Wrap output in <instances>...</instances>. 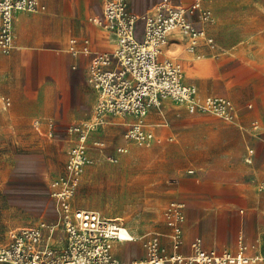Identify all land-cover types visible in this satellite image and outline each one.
Wrapping results in <instances>:
<instances>
[{
	"label": "crops",
	"instance_id": "0c3cea01",
	"mask_svg": "<svg viewBox=\"0 0 264 264\" xmlns=\"http://www.w3.org/2000/svg\"><path fill=\"white\" fill-rule=\"evenodd\" d=\"M162 1L131 0L130 10L138 18L139 14L148 13ZM168 1L185 6L191 0ZM223 1L237 0L204 3L214 13L212 24L204 25L197 13L190 15L193 24L204 27L213 38L212 46L202 40L193 53H188L186 38L173 31L165 54L177 59L184 71V81L196 85L201 95L227 97L238 110L243 109L240 112L245 117L264 120V0L253 1L260 2V9L251 4L245 5L243 10L238 7L225 10L218 3ZM40 2L45 7L43 11L16 15L13 47L8 53L0 51V93L3 99H9L6 108L12 104L11 118L17 121L37 118L38 132L42 131V122H47L49 127L55 123L67 128L92 119L97 93L88 83V67L95 53L114 46L107 30L94 20H87L96 14L101 18L102 0ZM139 27L143 28V22L138 26L136 23L135 33L140 39L142 30L139 31ZM73 38L77 40L75 47L79 50L87 40L89 51L72 52L70 40ZM186 60H205L218 75L209 82L201 79L195 82L186 75ZM187 113L189 115L182 116L180 127L174 131L176 142L165 152V159L178 169L192 167L174 183V198L183 204L181 243L177 249L173 248L172 230L162 223L158 225L156 235L160 245L168 253L176 251L182 255L192 252L191 244L195 240H200L203 249L235 251L241 238L248 245L249 253L264 256V189L255 185L264 166L261 141L243 138L241 126L216 124L198 116L201 114ZM110 117H106L107 121ZM115 117L121 119L120 122L123 117L122 123L126 121V125L133 120L130 116ZM107 121L101 124L102 128ZM260 124L264 133V124ZM146 126L149 129L147 123ZM225 132L233 133V142H227L220 135ZM93 133L94 130L92 136ZM118 146L127 148V144ZM248 146L255 149L250 162L245 161L249 155V151L246 152ZM213 147L224 151L213 155ZM95 152L103 153V150L91 147L93 157ZM117 249L123 250L124 254H117ZM141 253L142 247L134 241L113 244V254L119 256L120 261L138 260Z\"/></svg>",
	"mask_w": 264,
	"mask_h": 264
},
{
	"label": "built area",
	"instance_id": "2783aa9c",
	"mask_svg": "<svg viewBox=\"0 0 264 264\" xmlns=\"http://www.w3.org/2000/svg\"><path fill=\"white\" fill-rule=\"evenodd\" d=\"M207 1L191 0L184 6L163 0L144 16L142 41H138L134 38L138 18L127 11V0H102L101 20L95 23L111 34L114 46L95 53L88 67V83L97 93L94 122H79L66 128L69 146L66 175L54 180L50 190L57 202L58 222L42 220L10 231L8 241L0 243V264H125L113 254L115 242L131 240L123 221L73 203L76 187L85 169L94 161L88 142L93 131L91 125L103 124L109 115L130 116L133 120L128 124L125 138L136 145L149 146L154 135L147 129L145 117L166 100L184 106L192 114L209 113L228 121L238 118V107L231 99L201 95L196 85L184 81V71L177 59L165 54L173 31L186 38L188 53H193L202 40L213 45L206 29L196 27L190 19V15L197 13L204 25L215 22L214 13L204 4ZM44 9L40 0H0V51L8 53L13 47L18 13H37ZM87 42L84 40L79 50L73 38L70 49L74 53H87ZM8 105L9 99H4V108ZM34 124L38 126V122ZM251 129L260 132L262 125L254 120ZM93 146L99 150L104 148L102 141H95ZM116 149L117 154L127 152L125 146ZM252 152L250 149L246 162L251 161ZM164 214L172 230L173 248L177 249L184 217L182 204L171 202ZM58 227L65 247L60 253L54 247L60 243L56 238ZM145 247L147 258L127 264H264V256L249 253L248 245L241 238L235 251L203 249L200 240H195L188 255L176 251L167 253L156 235L147 239Z\"/></svg>",
	"mask_w": 264,
	"mask_h": 264
},
{
	"label": "rangeland",
	"instance_id": "374dc122",
	"mask_svg": "<svg viewBox=\"0 0 264 264\" xmlns=\"http://www.w3.org/2000/svg\"><path fill=\"white\" fill-rule=\"evenodd\" d=\"M253 1L255 0L218 3L222 4L221 7L225 10L230 7L243 10L245 5L251 4L260 9V2L256 4ZM130 3L131 0H127L126 9L134 14L130 10ZM97 8L100 10V4ZM146 13L139 14L137 26L143 22ZM94 16L87 20L93 22ZM184 69L186 75L195 82L200 79L209 82L212 77L218 75V71L208 66L205 60L198 62L186 60ZM2 96L0 93V243H5L12 230L42 220L53 224L58 222L57 202L50 195L51 183L66 175L65 160L69 146L65 126L58 127L53 123L49 127L47 122H42V131L38 132L33 124L37 118L29 121L12 119L10 112L12 104L4 108ZM242 110L239 108L238 118L234 121L209 113L198 116L209 118L216 124L221 122L237 128L241 126L243 138H256L264 147L263 130L254 132L251 129L252 121L258 120L264 124V120L245 117L240 112ZM150 111L147 118L145 117V122L154 135L149 146H137L128 141L125 133L129 125H126V121L120 122V119L113 115H109L111 116L109 121L105 119L108 123L104 128L101 125L98 129L95 128V134L90 136L88 142L90 148H93L95 141H102L103 153L95 152L93 164L85 169L74 193L76 207L95 209L103 216L117 217L123 221L130 234L135 237L134 242L142 247L138 260L147 258L145 243L150 236L157 235L158 225L162 223L167 225L164 214L167 207L171 202L180 203L174 198L176 194L174 183L192 168L185 166L178 169L165 159L167 147L176 142L174 131L181 125L179 120L182 116L189 115L185 108L169 100ZM94 120L92 116L91 121L81 123L89 124ZM157 130L162 132L158 133ZM220 135L225 137L227 142H233V133L225 132ZM119 144H127V152L119 157L118 162H112L109 158L118 155L116 148ZM250 149L252 147L248 146L246 152ZM253 150L255 153V149ZM221 151L224 150L213 147L211 154L218 155ZM259 174L261 177L255 185L262 189L264 166ZM262 177L263 180H260ZM60 230L61 227L56 230V238L60 234L58 238L60 243L54 245L57 253L65 248L61 242ZM51 242L53 244V240ZM116 253L123 255L124 251L117 249Z\"/></svg>",
	"mask_w": 264,
	"mask_h": 264
},
{
	"label": "bare ground",
	"instance_id": "6f19581e",
	"mask_svg": "<svg viewBox=\"0 0 264 264\" xmlns=\"http://www.w3.org/2000/svg\"><path fill=\"white\" fill-rule=\"evenodd\" d=\"M100 16H94L93 17V20L96 22V23H98L99 21H100ZM134 38H136L138 41H142V37L139 39V38H137V36H136V33L134 34ZM121 120V119H120ZM119 121V120H118ZM122 121H123V117H122ZM121 121V122H122ZM94 125V124H93ZM91 125L92 126V128H93V130H95V128H98L100 125ZM98 126V127H97ZM180 204H182V203H180ZM183 205V204H182ZM58 238H60V235H59V237ZM135 240V237L133 236V235H131V240L130 241H134ZM120 243L121 242H129V241H119ZM136 261H138V260H136V259H133V260H131V261H122L123 263H125V264H127V263H131V262H136Z\"/></svg>",
	"mask_w": 264,
	"mask_h": 264
}]
</instances>
